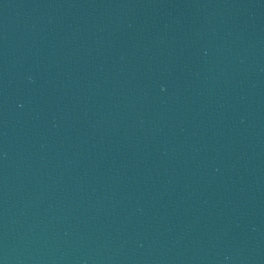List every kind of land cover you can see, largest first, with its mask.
<instances>
[{
	"label": "water",
	"instance_id": "95a60500",
	"mask_svg": "<svg viewBox=\"0 0 264 264\" xmlns=\"http://www.w3.org/2000/svg\"><path fill=\"white\" fill-rule=\"evenodd\" d=\"M0 264H264V0H0Z\"/></svg>",
	"mask_w": 264,
	"mask_h": 264
}]
</instances>
